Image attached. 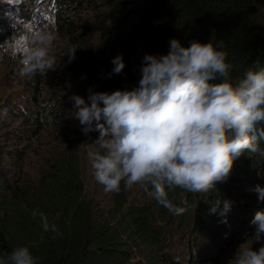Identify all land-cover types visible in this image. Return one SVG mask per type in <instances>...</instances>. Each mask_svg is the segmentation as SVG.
Instances as JSON below:
<instances>
[{"label":"trees","instance_id":"trees-1","mask_svg":"<svg viewBox=\"0 0 264 264\" xmlns=\"http://www.w3.org/2000/svg\"><path fill=\"white\" fill-rule=\"evenodd\" d=\"M22 1L31 6L28 9L36 7L37 0ZM53 1L59 4L55 24L61 41L51 51L57 58L55 70L23 78L27 86L18 98L26 100L25 91L32 93L27 100L33 105L26 106L30 111L18 100L2 106L7 108L6 119L29 125H10L0 140V258L27 246L37 264H235L236 239L252 231L250 221L256 211L264 210V200L255 190L257 185L264 188V123L257 125L253 140L257 150L246 149L229 176L208 193L166 188L172 203L186 209L180 215L150 196V187L145 191L122 183L119 193H105L96 182L93 192L89 190L94 181L85 177L81 139L93 130L85 134L80 128L76 146L73 139L69 147L45 148L35 174L27 159L36 151L32 143L46 123L62 124L74 112L72 95L90 103L91 93L137 87L143 57L167 54L173 38L185 47L193 40L213 45L223 41L233 84L248 70L264 68V22L254 16V0ZM2 16L0 7V23ZM97 37L106 39L104 43L114 39L119 50L100 53ZM74 50L70 58L67 54ZM117 55L125 63L119 74L112 72ZM11 142L16 144L8 147ZM21 142L27 144L20 146ZM39 213L62 235L44 231ZM183 242L180 249L177 243ZM258 245L252 248L264 245V235L255 242Z\"/></svg>","mask_w":264,"mask_h":264},{"label":"clouds","instance_id":"clouds-1","mask_svg":"<svg viewBox=\"0 0 264 264\" xmlns=\"http://www.w3.org/2000/svg\"><path fill=\"white\" fill-rule=\"evenodd\" d=\"M29 39L20 74L30 78L55 70L57 58L49 55L53 33L38 30ZM227 55L223 41L213 45L193 40L185 47L173 38L167 54L143 57L137 87L91 93L90 103L79 95L70 97L83 132L94 130V123L99 132L88 146L87 159L105 193H119L122 183L145 191L150 187V196L180 215L186 209L172 203L166 188L208 193L229 176L246 149L257 150L253 140L257 125L264 123V68L248 70L233 84ZM112 63L115 74L125 67L122 55ZM6 114V109L0 110V115ZM255 190L264 200V188L257 185ZM39 215L44 231L62 235L44 213ZM250 223L260 239L264 210L256 211ZM234 259L235 264H264V245L237 250ZM0 264H37V259L29 247L18 246L6 259L0 258Z\"/></svg>","mask_w":264,"mask_h":264},{"label":"rangeland","instance_id":"rangeland-1","mask_svg":"<svg viewBox=\"0 0 264 264\" xmlns=\"http://www.w3.org/2000/svg\"><path fill=\"white\" fill-rule=\"evenodd\" d=\"M58 2L53 0H37L36 7L30 8L31 6L22 0H0V7L3 11L2 21L0 25V30L3 32L0 36V110L4 108L2 106L9 105L11 103H15L16 100L20 103L25 110L30 111L28 109L29 106H32L31 100H27L31 98L32 93L29 94L28 91L26 93V100H21L18 96L23 94V90L27 85L22 82L25 76L20 74V69L22 67V59L24 57L25 52L30 46V36L33 32L38 30H47L53 33L55 36V40L53 42L52 49L60 43V39L58 37L57 26L55 24V15L59 13L58 10ZM103 5H101V8ZM105 8V7H104ZM33 10V13L31 11ZM254 16L257 20L264 22V0H254ZM4 35V36H3ZM106 39H100L97 37V42L100 43L99 52L103 54H108V52H114L115 50H119V44L112 39L110 43H104ZM113 49L112 51H110ZM49 53L51 56L52 53ZM96 53L97 51H93ZM106 52V53H105ZM52 72V69L48 70ZM20 82V83H19ZM60 89V88H58ZM56 89V91H58ZM54 90V89H53ZM17 110H21L18 105H15ZM28 106V107H26ZM7 109V108H6ZM50 109V107L48 108ZM74 112L76 109H72ZM67 115V118L62 124L52 122L49 125V122L44 126L41 135H37L32 143L33 148H36L34 153L30 151V158L27 161L31 160L32 166L28 165L29 171L32 174H35L36 169H40L41 164L43 163L41 153L43 154V150L48 146L59 144L62 147H69V142L73 139L74 146L77 145V142H80V128H84L83 125L80 124L79 120L74 118L73 113ZM6 115H0V140L5 137L2 135L3 131L7 129L10 125L18 126V127H27L29 125V121H21V119L17 120H8ZM29 119L33 118L31 115L28 116ZM56 117L54 120H56ZM6 122V123H5ZM95 126V125H94ZM85 136V134H84ZM99 136V132L97 130H93L91 134H88L81 140H85L82 145L83 148V158H85V165L87 169L85 170V177L88 179H93L94 183H89L88 189L93 192V189L96 187V179L93 176V170L90 167V164L87 159V149L90 143H92ZM15 142L8 143V147H13ZM25 142H21L20 146H24ZM81 148V149H82ZM9 164L10 161H7ZM100 184V183H99ZM101 185V184H100ZM102 186V185H101ZM100 189H103L99 187ZM248 224V228H249ZM252 231L244 232V234L240 235L238 239H236V249L243 250L244 248H258L260 245L255 246V242L258 240V237L254 236L255 226L252 225L250 228ZM178 244L180 249L184 248L185 243L183 242L181 245ZM229 252V251H228ZM232 254V253H228ZM223 258L222 260H224ZM217 264V263H214Z\"/></svg>","mask_w":264,"mask_h":264}]
</instances>
